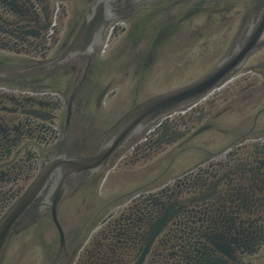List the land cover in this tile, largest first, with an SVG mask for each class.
Listing matches in <instances>:
<instances>
[{"label":"flooded vegetation","instance_id":"flooded-vegetation-1","mask_svg":"<svg viewBox=\"0 0 264 264\" xmlns=\"http://www.w3.org/2000/svg\"><path fill=\"white\" fill-rule=\"evenodd\" d=\"M77 36L84 48L54 65ZM253 39L216 90L120 151L134 188L119 199H132L78 225L67 191L53 264H264V0H0V219L48 163L96 152L114 124L103 101L126 78L202 75ZM97 179L66 185L94 198ZM45 193L0 264H30V224L53 222Z\"/></svg>","mask_w":264,"mask_h":264},{"label":"water","instance_id":"water-1","mask_svg":"<svg viewBox=\"0 0 264 264\" xmlns=\"http://www.w3.org/2000/svg\"><path fill=\"white\" fill-rule=\"evenodd\" d=\"M82 40L84 39H76L65 53L54 61V65L66 60L68 55L71 56V53L82 50V48H84V46L80 44ZM87 41L90 43V40ZM253 44L254 41L249 43V46L245 47L239 54L234 53L231 56L227 55L212 71L190 85L153 96L134 106L111 128L97 154L83 159L64 161V163L61 162V164H58L56 160L47 164L40 177L1 220L0 251L13 225L30 208L34 200L42 194L49 180L54 176L58 178L56 181L57 187L55 186L49 193L48 202L50 204H47V208L53 213L56 225L61 232L62 244H64L63 232L57 221L56 215V206L63 194L59 190L60 185L63 184L62 179L88 169L103 170L112 155L115 154L118 149L125 147L126 144L139 136L146 127L158 118L171 111L192 104L212 90L225 76H227V73L231 72L244 60L247 54L254 48Z\"/></svg>","mask_w":264,"mask_h":264},{"label":"rangeland","instance_id":"rangeland-1","mask_svg":"<svg viewBox=\"0 0 264 264\" xmlns=\"http://www.w3.org/2000/svg\"><path fill=\"white\" fill-rule=\"evenodd\" d=\"M171 76V75H170ZM190 75H178L173 78H168L166 82L169 81V83H165L164 85L157 86L153 92H158L161 91L162 89H169V88H174V87H179L183 84H186L188 77ZM159 79L161 78V75H159ZM130 78L127 79L126 84H130V87L128 86L127 94L129 93L130 96L127 95V97H130L132 99L133 95L137 94L142 97L148 96V91L150 88H152L153 85L156 84L158 81H154L150 83V81L142 80L141 78L135 80V84H132L130 82ZM127 89V88H126ZM128 100V102H129ZM123 110L124 108L121 107ZM123 168L120 169H115L116 172L119 171V174L122 175L123 173ZM128 173V172H127ZM115 176V175H114ZM116 177V176H115ZM112 180H108L107 183L105 184V190L101 191L99 190L98 187V195H94V198L91 196H87V193L85 192V189L80 190L78 192L72 191L70 192V200H73V207L69 209L71 215H73L72 219L77 222H82L84 221L85 223L88 221V218L90 214L92 213L91 206H94V215L97 217L100 213H105L104 217H107L108 215V210L106 208L108 206H116L121 204L122 202H125L130 199L129 197L123 198V200L117 199L123 191H119V188L121 187H116L113 191L109 192L106 190H109L111 186ZM102 188V186L100 187ZM69 195V196H70ZM133 195V193H132ZM113 201L111 205H108L109 202ZM121 201V203H119ZM120 209L119 208H112L111 211L113 213H117ZM105 211V212H104ZM90 219V218H89ZM81 224V223H80ZM68 224L66 223V226ZM39 226V227H38ZM31 229L29 230L30 233V239L28 240L29 242V248H30V254H29V262L30 264H52L53 259L56 257V250H58V238H56V229L52 225V223H43L41 225H36V224H30L29 226ZM85 228V224H84ZM55 235V239H54ZM45 249L47 251H45ZM46 254V256H45Z\"/></svg>","mask_w":264,"mask_h":264}]
</instances>
